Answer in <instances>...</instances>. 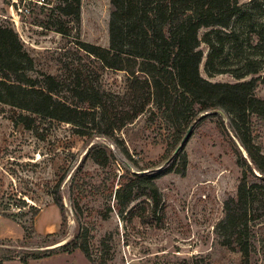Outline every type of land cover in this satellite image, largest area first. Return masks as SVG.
<instances>
[{"label":"rangeland","instance_id":"obj_1","mask_svg":"<svg viewBox=\"0 0 264 264\" xmlns=\"http://www.w3.org/2000/svg\"><path fill=\"white\" fill-rule=\"evenodd\" d=\"M237 1L249 7L252 0ZM59 4L63 0H51L46 6L0 0V25L16 32L32 58L27 74L56 77L61 84L58 95L69 104H79L73 89L87 83L106 93H124L126 74L104 67L82 45L108 47L110 0H80L77 18L63 15ZM59 28L67 32L62 34ZM206 30L198 31L199 39ZM199 48L203 52L201 77L237 81L229 72L208 74L204 68L208 48L203 42ZM259 74H264V64ZM254 93L263 98L264 83L258 81ZM213 111L216 115H202L204 111L184 123L179 133L150 104L120 130L79 135L71 123L39 116H34L35 133L13 122L18 109L0 102V195L5 192L16 200V205L4 211L23 213L15 221L0 214L1 263L264 264V222L252 229L254 250L248 257L221 245L217 225L224 217V202L236 196L242 171L236 163L238 153L245 158L247 154L230 126L229 115L222 109ZM191 124L189 136L174 152ZM250 130L264 154V117L252 115ZM91 146L112 155L107 167L86 155ZM180 151L187 160L185 174L170 172L155 181L165 213L160 226L141 223L138 217L127 221L115 210L104 218L119 174L165 168ZM134 163L149 169L139 171ZM56 185L63 211L53 200ZM21 199L25 206L18 202ZM141 201L131 206H140ZM33 208H38L36 215ZM74 243L87 249L94 261L82 248H74Z\"/></svg>","mask_w":264,"mask_h":264},{"label":"trees","instance_id":"obj_2","mask_svg":"<svg viewBox=\"0 0 264 264\" xmlns=\"http://www.w3.org/2000/svg\"><path fill=\"white\" fill-rule=\"evenodd\" d=\"M80 0H63L57 8L63 15L78 17ZM109 45L82 43L104 67L123 71L127 88L122 94L96 90L87 83L74 88L79 104H69L58 93L60 81L50 74L32 77V58L23 49L16 32L0 25V102L18 109L13 118L37 133L34 116L71 123L79 135L91 131L102 134L120 130L154 105L177 132L184 123L200 113L216 115L222 109L230 117V126L247 158L238 153L242 168L236 196L224 202V217L217 228L221 245L248 257L254 250L251 238L254 226L264 222V154L254 143L250 130L252 115L264 117V97L254 90L264 64V3L252 0L249 7L237 0H110ZM207 29L198 38V31ZM65 34L67 29L59 28ZM203 42L208 52L204 68L208 74L229 72L236 82H213L199 74ZM235 65V67H229ZM250 75L249 79H245ZM100 167L112 158L102 148L91 146L86 152ZM127 158L132 160L128 154ZM134 165L137 170H146ZM186 156L178 152L162 169L137 172L125 170L111 190L112 204L105 216L115 210L130 221L160 226L165 219L162 194L156 180L170 172L185 174ZM54 203L63 211L58 185ZM12 195H0V214L15 221L23 213L4 211L16 205ZM142 198L141 205L131 204ZM20 204L25 206L24 200ZM36 215L38 208H33ZM125 213V214H124ZM74 248L80 244L74 243ZM85 256L94 261L87 249ZM0 264L1 261H0ZM247 264V263H246Z\"/></svg>","mask_w":264,"mask_h":264},{"label":"water","instance_id":"obj_3","mask_svg":"<svg viewBox=\"0 0 264 264\" xmlns=\"http://www.w3.org/2000/svg\"><path fill=\"white\" fill-rule=\"evenodd\" d=\"M209 111H206L205 113H203L202 115L208 114ZM201 115V116H202ZM192 124L188 127V129L186 130V133L184 135V137L182 138V140L180 141V144L176 147L174 152H177L179 150V148L181 147V145L185 142V140L187 139V137L189 136L191 129H192Z\"/></svg>","mask_w":264,"mask_h":264},{"label":"built area","instance_id":"obj_4","mask_svg":"<svg viewBox=\"0 0 264 264\" xmlns=\"http://www.w3.org/2000/svg\"><path fill=\"white\" fill-rule=\"evenodd\" d=\"M28 1H33L34 3L40 6H46L51 0H28Z\"/></svg>","mask_w":264,"mask_h":264},{"label":"crops","instance_id":"obj_5","mask_svg":"<svg viewBox=\"0 0 264 264\" xmlns=\"http://www.w3.org/2000/svg\"><path fill=\"white\" fill-rule=\"evenodd\" d=\"M5 264V263H4Z\"/></svg>","mask_w":264,"mask_h":264}]
</instances>
